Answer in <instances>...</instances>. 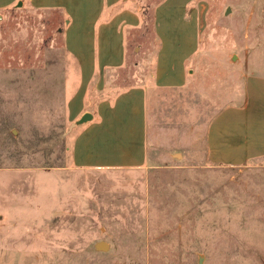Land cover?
<instances>
[{"label": "rangeland", "instance_id": "obj_1", "mask_svg": "<svg viewBox=\"0 0 264 264\" xmlns=\"http://www.w3.org/2000/svg\"><path fill=\"white\" fill-rule=\"evenodd\" d=\"M201 1L182 87L153 82L152 17L129 36L116 79L149 85L137 169L74 167L68 101L80 73L65 16L27 0L0 10V264H264V163L207 154L213 118L264 76V0Z\"/></svg>", "mask_w": 264, "mask_h": 264}, {"label": "crops", "instance_id": "obj_2", "mask_svg": "<svg viewBox=\"0 0 264 264\" xmlns=\"http://www.w3.org/2000/svg\"><path fill=\"white\" fill-rule=\"evenodd\" d=\"M18 0H0V10ZM25 1V0H20ZM65 16V47L79 66V83L69 98V119L77 124L72 158L78 169H137L148 163V83L116 79L127 62V43L143 25L145 0H27ZM201 0H161L151 10L157 50L153 82L186 83L203 28ZM211 164L264 163V76L250 75L246 97L222 109L207 133Z\"/></svg>", "mask_w": 264, "mask_h": 264}, {"label": "trees", "instance_id": "obj_3", "mask_svg": "<svg viewBox=\"0 0 264 264\" xmlns=\"http://www.w3.org/2000/svg\"><path fill=\"white\" fill-rule=\"evenodd\" d=\"M160 1H158L157 3H159ZM157 3H155L154 5H156ZM154 5L152 6L150 4V2L146 1V0H145V2H143V4H142V7H143V9H142L143 25L148 24L150 17L153 16V13L151 12L150 9H152L154 7ZM157 86H159V85H157ZM182 86L183 85H181V86H168V87H182Z\"/></svg>", "mask_w": 264, "mask_h": 264}, {"label": "water", "instance_id": "obj_4", "mask_svg": "<svg viewBox=\"0 0 264 264\" xmlns=\"http://www.w3.org/2000/svg\"><path fill=\"white\" fill-rule=\"evenodd\" d=\"M19 4H20V2H19ZM0 18H1V15H0ZM90 117H91V114L90 113H85L79 120H77L76 122L72 123V125L75 126L77 124L83 123V122L89 120ZM96 247L104 250V249H107L108 244L105 241H100L96 245ZM199 264H205L203 257H200L199 258Z\"/></svg>", "mask_w": 264, "mask_h": 264}]
</instances>
